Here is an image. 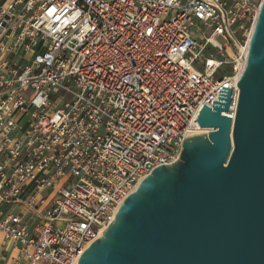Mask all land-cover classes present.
<instances>
[{
	"label": "built area",
	"instance_id": "obj_1",
	"mask_svg": "<svg viewBox=\"0 0 264 264\" xmlns=\"http://www.w3.org/2000/svg\"><path fill=\"white\" fill-rule=\"evenodd\" d=\"M261 2L0 0V233L14 264H77L222 88L235 113ZM20 202L32 228L2 211Z\"/></svg>",
	"mask_w": 264,
	"mask_h": 264
},
{
	"label": "water",
	"instance_id": "obj_2",
	"mask_svg": "<svg viewBox=\"0 0 264 264\" xmlns=\"http://www.w3.org/2000/svg\"><path fill=\"white\" fill-rule=\"evenodd\" d=\"M236 88H222L182 144L117 209L77 264H264V0ZM224 113V115H223Z\"/></svg>",
	"mask_w": 264,
	"mask_h": 264
},
{
	"label": "crops",
	"instance_id": "obj_3",
	"mask_svg": "<svg viewBox=\"0 0 264 264\" xmlns=\"http://www.w3.org/2000/svg\"><path fill=\"white\" fill-rule=\"evenodd\" d=\"M24 198L25 196L22 197L21 201H23ZM2 211L5 215L12 214L22 216L30 228H32L36 222V216L34 213L28 212L22 202L4 205L2 207ZM16 252V247L6 244L3 240L2 234L0 233V264H14L13 259L16 255Z\"/></svg>",
	"mask_w": 264,
	"mask_h": 264
},
{
	"label": "bare ground",
	"instance_id": "obj_4",
	"mask_svg": "<svg viewBox=\"0 0 264 264\" xmlns=\"http://www.w3.org/2000/svg\"><path fill=\"white\" fill-rule=\"evenodd\" d=\"M251 35V34H250ZM250 35H249V39H250ZM246 56V51H243V57ZM243 65L244 63L241 65V69L243 68ZM240 69V70H241ZM242 73V70L240 71L239 75ZM225 115H228L229 117H231L232 119H234V113H230V112H227L225 113ZM209 132H211V129H201L199 132H197L199 135L200 134H208Z\"/></svg>",
	"mask_w": 264,
	"mask_h": 264
},
{
	"label": "rangeland",
	"instance_id": "obj_5",
	"mask_svg": "<svg viewBox=\"0 0 264 264\" xmlns=\"http://www.w3.org/2000/svg\"><path fill=\"white\" fill-rule=\"evenodd\" d=\"M215 42L217 43V44H219L220 46H222V47H224V46H226V44H227V42L225 41V40H223L221 37H215ZM223 72L225 73V74H229L230 73V68H229V66H226L224 69H223Z\"/></svg>",
	"mask_w": 264,
	"mask_h": 264
}]
</instances>
